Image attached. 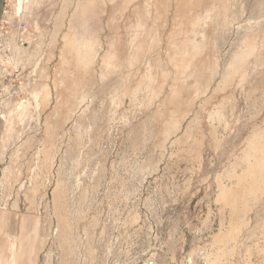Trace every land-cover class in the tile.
Masks as SVG:
<instances>
[{
	"label": "rangeland",
	"instance_id": "1",
	"mask_svg": "<svg viewBox=\"0 0 264 264\" xmlns=\"http://www.w3.org/2000/svg\"><path fill=\"white\" fill-rule=\"evenodd\" d=\"M3 1L0 263L264 264V0Z\"/></svg>",
	"mask_w": 264,
	"mask_h": 264
},
{
	"label": "built area",
	"instance_id": "2",
	"mask_svg": "<svg viewBox=\"0 0 264 264\" xmlns=\"http://www.w3.org/2000/svg\"><path fill=\"white\" fill-rule=\"evenodd\" d=\"M3 15H2V19H1V24H0V37H1V31H2V29H3V25H4V17H5V14H6V6L4 5V9H3V13H2Z\"/></svg>",
	"mask_w": 264,
	"mask_h": 264
},
{
	"label": "crops",
	"instance_id": "3",
	"mask_svg": "<svg viewBox=\"0 0 264 264\" xmlns=\"http://www.w3.org/2000/svg\"><path fill=\"white\" fill-rule=\"evenodd\" d=\"M3 9H4V1L0 0V24H1V19H2V13H3ZM0 253H2V249H0ZM3 264V263H0Z\"/></svg>",
	"mask_w": 264,
	"mask_h": 264
},
{
	"label": "bare ground",
	"instance_id": "4",
	"mask_svg": "<svg viewBox=\"0 0 264 264\" xmlns=\"http://www.w3.org/2000/svg\"><path fill=\"white\" fill-rule=\"evenodd\" d=\"M258 179H259V178H258ZM260 180H262V178H261Z\"/></svg>",
	"mask_w": 264,
	"mask_h": 264
}]
</instances>
